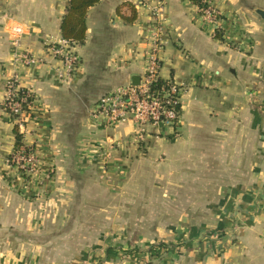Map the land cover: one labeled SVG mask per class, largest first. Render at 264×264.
<instances>
[{"label": "crops", "instance_id": "obj_1", "mask_svg": "<svg viewBox=\"0 0 264 264\" xmlns=\"http://www.w3.org/2000/svg\"><path fill=\"white\" fill-rule=\"evenodd\" d=\"M163 1L158 78L181 90L180 119L176 128L160 126L133 143L130 119L106 128L90 111L103 96L144 77L157 23L141 5L158 0H101L90 8L85 40L75 48L80 69L70 83L55 78L58 64L45 47L61 39L68 0H0V264H62L52 257L60 251L49 240L68 233L64 224L74 222L71 212L79 205L72 196L92 189V170L105 175L115 168L99 159L110 144L120 150L110 162L146 150L172 164L170 175L184 173L192 181L214 174L215 181L202 180L199 189L218 192L212 207L223 251L216 264H264V17L258 15L264 0H215L225 23L222 38L201 27L189 0ZM17 51L45 63L19 68ZM15 75L35 98V120L27 115L18 129L43 164L34 181L60 198L29 203L25 195L34 182L24 183L7 165L15 121L2 104L5 84ZM53 205L58 211L48 212Z\"/></svg>", "mask_w": 264, "mask_h": 264}, {"label": "rangeland", "instance_id": "obj_2", "mask_svg": "<svg viewBox=\"0 0 264 264\" xmlns=\"http://www.w3.org/2000/svg\"><path fill=\"white\" fill-rule=\"evenodd\" d=\"M116 145L113 150H108L113 144L106 145L99 159L105 167L118 169L108 168L105 175L92 170V189L72 196L79 203L71 212L74 222L64 224L68 233L63 239L49 240L60 251L52 257L62 264H216L223 251L222 243L217 247V207H212L218 192L199 189L202 180L214 182L216 176H192V182L184 173L170 175L172 164L146 150L128 159H104L107 150L120 151ZM177 162L183 171L184 159ZM37 166L43 170L39 159ZM48 170L44 179L50 176ZM15 173L24 183L34 182L25 195L29 203L60 198L55 189L34 181L37 173ZM195 186L198 189L191 188ZM49 211L56 213L58 208L53 205Z\"/></svg>", "mask_w": 264, "mask_h": 264}, {"label": "built area", "instance_id": "obj_3", "mask_svg": "<svg viewBox=\"0 0 264 264\" xmlns=\"http://www.w3.org/2000/svg\"><path fill=\"white\" fill-rule=\"evenodd\" d=\"M196 8L198 21L204 29L214 32V35L224 36L225 23L219 9L214 5L215 0H189ZM163 0H158L155 5L142 4L154 16L157 23L155 33L150 40V49L146 56L144 77L138 86L128 85L100 98L90 111L93 122L103 127H114L125 119H130L134 125L133 143L146 138L160 126L177 127L180 119V96L181 90L174 84L167 82V88H153L158 82V70L160 68L158 53L161 51L162 27L159 22L163 20ZM15 44H18L17 40ZM46 55L58 65L53 67L55 78L62 83H70L76 77L80 69V57L75 48L76 44L60 39L58 42H50L46 46ZM14 63L17 67L33 68L45 63L43 57H36L25 51H17L14 55ZM18 84V76L15 75L5 84V97L2 106L8 115H19L22 122L19 128L24 126L27 118L23 111V105L28 104V99L33 94ZM35 103V98H33ZM33 106H29L32 110ZM6 110V111H5ZM116 144L109 147L113 150ZM107 150V149H105ZM106 151L104 159H110L112 152ZM8 167L12 168L20 176H32L38 173V157L34 147L23 146L13 152L7 161Z\"/></svg>", "mask_w": 264, "mask_h": 264}, {"label": "trees", "instance_id": "obj_4", "mask_svg": "<svg viewBox=\"0 0 264 264\" xmlns=\"http://www.w3.org/2000/svg\"><path fill=\"white\" fill-rule=\"evenodd\" d=\"M101 0H68V6L65 12V15L62 18L60 24V36L61 39L69 41L71 43L82 45L85 40L86 34V17L87 12L90 8L96 6L100 3ZM221 38V36L217 35L216 38ZM161 87L167 88V82L158 80V82L154 85L153 88L158 89ZM22 92H26L24 89L19 91V97ZM34 96L28 99V104L23 105V111L26 115H29V120H35L33 116H31L29 106H34ZM180 111V106L177 107ZM4 110V106H2ZM6 111V110H5ZM13 121H15L14 125V137H15V146L14 152H16L19 148L23 147L22 143V135L19 134V123L22 122L19 115L11 116ZM26 123H24L25 125Z\"/></svg>", "mask_w": 264, "mask_h": 264}, {"label": "water", "instance_id": "obj_5", "mask_svg": "<svg viewBox=\"0 0 264 264\" xmlns=\"http://www.w3.org/2000/svg\"><path fill=\"white\" fill-rule=\"evenodd\" d=\"M258 15H260L261 17H264V14L261 12H258ZM139 82H140L139 78H133L132 79V86H135V87L138 86Z\"/></svg>", "mask_w": 264, "mask_h": 264}]
</instances>
